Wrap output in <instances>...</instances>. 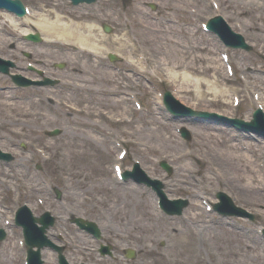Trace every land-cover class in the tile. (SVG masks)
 Returning a JSON list of instances; mask_svg holds the SVG:
<instances>
[{"label": "rangeland", "instance_id": "374dc122", "mask_svg": "<svg viewBox=\"0 0 264 264\" xmlns=\"http://www.w3.org/2000/svg\"><path fill=\"white\" fill-rule=\"evenodd\" d=\"M23 1L33 11L34 18L44 16L52 21L57 13L60 22L63 15L81 24L92 23L91 32L97 38H101L100 23H111L113 35L122 39V49L115 37H108L99 44L105 51L125 58L113 70L104 62V50L96 56L101 62L99 67L95 55L88 58L82 53L85 58L71 51L68 45L54 42L30 45L19 39L20 31L28 25L12 27L6 15L0 12L1 55L12 58L19 67L25 65L24 57L18 56L23 48L31 51L32 59L41 60L46 66L54 61L65 62V72L69 75H62V79L72 81V84L66 83L71 89L63 88V82V87L58 89L0 92V146L15 156L8 165L0 163V226L12 219L15 207L25 202L35 214L47 208L56 216L57 222L49 232L64 234L76 244V250L68 253L71 261L82 256L89 257L95 264H122L101 262L95 254L85 253L92 242L67 221V215L73 213L98 222L106 239L112 236L120 246L142 250L141 261H147L145 264H264V243L257 234V227L264 226V145L232 142L230 132L214 130L207 124L190 125L192 138L184 144L174 130L179 123L162 118L164 114L159 110L158 100V92L175 89L173 94L177 99L195 109L239 116L256 106L254 93L260 97L257 102L264 106L261 99L264 97V0H214L216 9L205 0H158V12L163 18L175 17L181 23L173 25L168 34H172L173 39L167 35L165 42L161 37L164 33L151 24L155 13H148L144 7L147 0H96L94 4L78 7H72L68 0ZM184 10L189 14L181 13ZM216 12L234 29L242 30L253 47L250 53L228 51L234 68L231 78L217 66L219 61H212L223 48L199 28V21H205ZM188 19L190 28L184 31ZM184 32H189V44L184 41ZM176 37L179 39L174 40ZM124 38L130 40L136 52L132 57ZM10 41L16 42L15 50L7 47ZM138 54L148 57L150 65L145 70H137L136 65L127 63L129 57L134 60ZM128 67L134 73L125 71ZM184 74L187 81L182 78ZM101 75L113 77L115 81L110 84L102 80ZM171 75L174 81H169ZM220 88H226L225 92L215 94ZM108 90L116 94H108ZM232 94L242 99L238 107L231 102ZM134 101H138L142 109H137ZM77 105L86 111L75 112L69 107ZM144 125L142 132L136 130ZM54 126L63 132L50 139L43 130ZM19 142H24L25 148H19ZM140 143L147 147L155 145L160 152L142 150ZM121 147L127 149L122 162L125 167L130 168L132 162L137 161L145 172L161 178L163 189L171 182V191H167L170 198L188 199L189 205L181 216L159 218L155 213L154 192L131 181L117 182L112 174V163L117 161L116 153ZM186 151H189L188 156H184ZM162 158L174 168L170 175L157 165V160ZM34 162L41 164V171L32 168ZM186 162L201 169L199 187L185 174ZM179 184L183 189H176ZM54 185L63 192L60 201L54 199L51 191ZM218 189L225 190L238 204L253 211L257 222L226 220L204 210L205 204L200 200L211 204L213 193ZM119 196H125L124 202L118 200ZM37 198L42 203H38ZM135 203L143 204V211L146 207L144 212L149 219L141 220V214L145 213H140ZM8 233L10 236L0 245V260L7 255L6 263L18 264L16 241L20 230L13 226ZM180 233L187 238L183 247L178 240ZM136 234L144 237L139 239ZM162 240L164 244L160 247ZM148 247L163 253L166 250L168 262L164 257L152 258L154 255L149 254ZM149 255L152 263L148 262Z\"/></svg>", "mask_w": 264, "mask_h": 264}, {"label": "bare ground", "instance_id": "6f19581e", "mask_svg": "<svg viewBox=\"0 0 264 264\" xmlns=\"http://www.w3.org/2000/svg\"><path fill=\"white\" fill-rule=\"evenodd\" d=\"M43 17L40 18V20H36V22H34V23L37 26V28H39L40 30L41 29L43 30V32H44L43 34L45 36L51 37L53 39L60 38V39H64V40H67V39L68 40H73V41L76 40L77 43H79L80 45H83V46H86V47H93V48H96V50L99 49V46H97V42H95V36L92 33H89L92 30L91 29V25L84 24L83 26L85 27V29H88V30L83 31V33H82V32H79V31L77 32V31H75L72 28L73 26H75L73 23L72 24L70 23L69 25H66L65 23H60L59 17L57 15V13H55V19H53L52 21H50L46 17H44V18ZM119 43H120L119 44V47L122 49L121 45L123 43L122 42H119ZM212 61H215L216 62V58H213ZM178 66H181V64H178ZM101 78H102V80L103 79L104 80H107L106 82H109L111 84L113 83V81H115V79H113V77L107 78L106 75L105 76L104 75H101ZM182 78L185 79L184 81H187L188 80L187 76L185 77V74H184V76H182ZM181 86H182V88L184 87L183 82H182V85ZM225 89L226 88H224V89H221L220 88L218 91H216L214 89L215 92H216L215 94L221 93V91L224 93L225 92ZM9 105H11V104H9ZM153 120H154V117H151V121H153ZM148 123H152V122L148 121ZM144 129H145V125L144 126H138L136 128V130L139 131V132H142ZM166 139H168V138H166ZM141 145L143 146V149L142 150H152L154 152L159 151L158 150V147H156L155 145H150L149 147H147V145L145 143L144 144L141 143ZM106 153L108 154L109 151H107ZM228 157L230 158V156H228ZM236 157H238V155H236ZM243 161L244 162L247 161L245 157L243 158ZM188 164H189V162H186L185 163V165H184V171L186 173H189L188 175H190V168H189ZM247 165H248V161H247ZM233 166H236V164L233 163ZM168 184H170V183H168ZM168 186H170V185H167V188H169ZM118 200H122L124 202L125 196H119L118 197ZM142 205L143 204L135 203V206L137 207V209H138V211L140 213L143 211ZM144 211H146V207H145V210ZM145 216H146V213H145L144 216H142V214H141V220L142 219L143 220L149 219L148 216H146V217ZM178 238H179L178 240L180 241V246L183 247L187 243L186 235H184L183 233H180V235L178 236Z\"/></svg>", "mask_w": 264, "mask_h": 264}]
</instances>
